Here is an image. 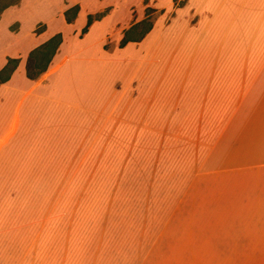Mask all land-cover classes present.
Segmentation results:
<instances>
[{
  "label": "crops",
  "instance_id": "obj_1",
  "mask_svg": "<svg viewBox=\"0 0 264 264\" xmlns=\"http://www.w3.org/2000/svg\"><path fill=\"white\" fill-rule=\"evenodd\" d=\"M141 2L21 0L1 13L0 69L20 62L0 84V264H264V0H157L172 20L119 48L145 9L113 16ZM58 32L46 82L29 79V52ZM210 183L237 194L253 223L238 237L253 244H166Z\"/></svg>",
  "mask_w": 264,
  "mask_h": 264
},
{
  "label": "rangeland",
  "instance_id": "obj_2",
  "mask_svg": "<svg viewBox=\"0 0 264 264\" xmlns=\"http://www.w3.org/2000/svg\"><path fill=\"white\" fill-rule=\"evenodd\" d=\"M168 1L169 0H162L164 4H167ZM148 4L158 7L157 0H149ZM121 5L123 7H121ZM91 6V3L87 4V9L92 8ZM146 6L147 4L141 2L138 7L134 6L133 10L131 9V14L125 4H120L119 12L113 16V19H119L120 24L129 23V21L133 22L141 16L140 13H143ZM93 7H95V5ZM172 13L173 8H169L164 14L157 16L155 21L166 24L172 20ZM131 15L134 17L132 20ZM192 17V15H188V18L192 19ZM178 18L180 19V16ZM110 32L111 35L107 39L108 43H110L113 36L117 34V30H111ZM214 179L215 178L212 180L213 182ZM253 180L252 175H246L245 181H247V184H252L251 182ZM219 188L215 190L214 184L210 183L200 187V189L195 192L194 200L198 203L195 207L196 211L189 212L187 209L183 213L182 220L176 228L175 236H171L166 241V244H194V240H191L190 236H196L195 242L198 245L229 246L253 244V239L248 240V238L238 237L240 233L250 232L253 223L241 221L245 216L244 207H241L237 203H233L237 194L231 195L229 192H219ZM222 208H224V210H222ZM252 208L253 206L247 205V214L251 212ZM248 217L247 215V219ZM239 256L242 257L245 255ZM237 257L238 255H234L230 259V262L237 261ZM203 259L204 255L200 260ZM246 262H248L247 259Z\"/></svg>",
  "mask_w": 264,
  "mask_h": 264
},
{
  "label": "trees",
  "instance_id": "obj_3",
  "mask_svg": "<svg viewBox=\"0 0 264 264\" xmlns=\"http://www.w3.org/2000/svg\"><path fill=\"white\" fill-rule=\"evenodd\" d=\"M20 1L21 0H0V15L6 8L12 5H16ZM148 2L149 0H143V3L147 4L143 18L140 21L133 23L128 29L124 31L123 37L117 44L119 48L124 47L130 41H141L145 37V35L152 29L156 17L163 13V9L152 7L148 4ZM174 3L177 6L184 4V2L176 4L178 3L177 0H174ZM79 8V5L76 4L65 11V18L68 23H72L75 20L79 12ZM107 11L108 10L106 9L101 12L88 14L86 23L81 29L80 37L88 32L90 26L94 21L100 20L103 16H105ZM45 28V24L40 23L34 32L36 34H39L43 32ZM62 41L63 35L61 32H58L29 52L25 64L26 76L29 79L42 83L46 82L44 79V74L53 57L57 53ZM104 47L109 51H113L116 47V44L115 42H111L105 44ZM19 62V57L7 58L6 64L0 69V84L8 81L11 78Z\"/></svg>",
  "mask_w": 264,
  "mask_h": 264
}]
</instances>
